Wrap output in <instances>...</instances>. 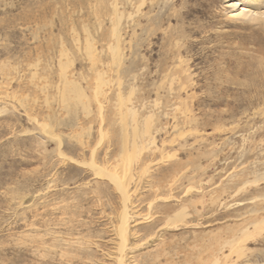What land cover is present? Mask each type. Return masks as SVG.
<instances>
[{"label": "rangeland", "instance_id": "rangeland-1", "mask_svg": "<svg viewBox=\"0 0 264 264\" xmlns=\"http://www.w3.org/2000/svg\"><path fill=\"white\" fill-rule=\"evenodd\" d=\"M120 258L264 264V0H0V264Z\"/></svg>", "mask_w": 264, "mask_h": 264}, {"label": "bare ground", "instance_id": "bare-ground-1", "mask_svg": "<svg viewBox=\"0 0 264 264\" xmlns=\"http://www.w3.org/2000/svg\"><path fill=\"white\" fill-rule=\"evenodd\" d=\"M116 33H117V32H116ZM94 40H95V39H94ZM93 51H94V50H93ZM88 60H89V59H88ZM100 63H101V62H100ZM91 68H92V67H91ZM110 68H111V67H110ZM112 68H113V67H112ZM88 69H89V68H88ZM98 79H99V78H98ZM82 80H84V79H82ZM90 82H91V81H90ZM63 84H64V83H63ZM77 88H79V87H77ZM80 89H81V87H80ZM75 90H76V89H75ZM77 96H78V95H77ZM77 98H78V97H77ZM75 99H76V98H75ZM106 172H107V171H106ZM114 179H115V178H114ZM119 183H120V182H119ZM117 185H118L119 188H121L120 185H119L118 183H117ZM121 189H122V188H121ZM123 191H124V190H122V194L124 195L125 192H123ZM124 197H125V196H124ZM120 232H121V231H120ZM120 235H122V234L120 233ZM125 236H126V235H125ZM123 247H124V244H121L120 249L122 250ZM124 248H125V247H124ZM124 248H123V249H124ZM121 250H120V251H121ZM120 257H121V256H120ZM119 261H120L119 264H125V263L123 262V258H120Z\"/></svg>", "mask_w": 264, "mask_h": 264}]
</instances>
